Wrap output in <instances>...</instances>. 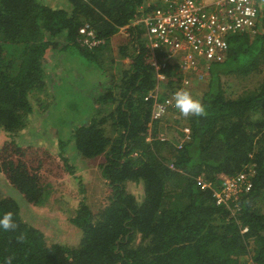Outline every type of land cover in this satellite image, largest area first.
<instances>
[{"label": "trees", "instance_id": "trees-1", "mask_svg": "<svg viewBox=\"0 0 264 264\" xmlns=\"http://www.w3.org/2000/svg\"><path fill=\"white\" fill-rule=\"evenodd\" d=\"M143 1L0 0V130L11 139L26 132L45 104L38 95L49 91L43 110L65 118L50 122L56 154L15 139L0 150V214L11 212L17 224L0 231V264H264V5L256 35L231 36L225 61L211 66L198 98L204 113L175 109L152 121L154 103L145 98L155 85L154 54L144 33L114 42ZM86 23L102 41L97 48L80 42ZM74 57L96 72V83H77ZM117 58L126 59L122 68ZM167 75L171 90L176 73ZM231 80L242 89L230 92ZM183 127L191 140L178 148ZM100 158L105 197L94 210L77 206L69 221L80 233L76 245L50 242L23 219L20 201L43 208L66 179L84 194L76 163ZM250 170L252 190L234 210L217 207L197 182L214 186Z\"/></svg>", "mask_w": 264, "mask_h": 264}, {"label": "built area", "instance_id": "built-area-1", "mask_svg": "<svg viewBox=\"0 0 264 264\" xmlns=\"http://www.w3.org/2000/svg\"><path fill=\"white\" fill-rule=\"evenodd\" d=\"M264 0H144L139 15L119 30V36L129 37L133 31H143L147 46L153 52L150 67L155 85L146 101H153L152 121H161L175 110L173 94L184 89L194 98L195 89L203 91L213 64L225 61L228 39L245 33L254 37ZM151 6H155L150 9ZM80 42L89 49L102 41L93 27L86 23L80 30ZM167 69L176 73L174 88L169 90ZM197 89V90H198ZM199 98V96H198ZM182 148L191 140V131L181 129ZM171 141V140H170ZM253 171L219 178L212 185L199 178L201 190H210L217 207L238 209L240 198L252 190ZM243 233L246 231H242ZM248 264H254L251 260Z\"/></svg>", "mask_w": 264, "mask_h": 264}, {"label": "rangeland", "instance_id": "rangeland-1", "mask_svg": "<svg viewBox=\"0 0 264 264\" xmlns=\"http://www.w3.org/2000/svg\"><path fill=\"white\" fill-rule=\"evenodd\" d=\"M46 4L52 5H60L62 4L61 0H41ZM121 38V36H120ZM121 42L122 40H118ZM70 65H74V68L77 69L78 73L83 75V79L79 78V82L84 84L93 85L97 81L96 72L89 67L87 63H84L83 60L79 57L70 58ZM124 65V62L121 63ZM115 75H119L116 73ZM261 75L254 76V81H259ZM83 80V82H82ZM232 91H238L241 88L242 83L231 80ZM75 82L73 84V89L75 88ZM245 86V85H244ZM72 89V90H73ZM58 96H54L56 102L59 101L60 93H57ZM40 96L42 100H47V98L51 99V92L49 91L47 94L38 95V102L40 100ZM46 98V99H45ZM72 99V98H70ZM46 102V101H45ZM45 104H41L38 108H36V112L34 114L33 121L30 123L26 132H22L17 136V138H9L7 134L0 130V150L7 141L17 140L18 143L27 146H33L36 148H44L48 152L52 154H56L53 138L51 136L50 128L52 125L50 122L56 121L59 126H61L65 118L55 114L52 110L46 114L47 110H43ZM80 109V108H79ZM46 120H45V119ZM63 130V135L66 134V129ZM29 132L31 133L29 135ZM26 133V134H24ZM102 159H96L93 161H77L76 168H78V173L80 175V186H83L85 191L84 194L80 193L81 188L73 183L70 179L64 180V184L58 188V191L54 194L52 200L48 204H46L43 208H32L22 201L21 206V215L23 219L39 229L45 237L50 242H60L66 245H76L79 242L80 233L77 229L73 228L70 225V218L73 216L74 211L77 206L81 202H85L88 206H90L93 210L97 207V204L102 201L105 197L104 187H106L104 181L101 178L99 164ZM77 174V173H76ZM78 175V174H77ZM129 191L137 194L138 188L133 185L130 186Z\"/></svg>", "mask_w": 264, "mask_h": 264}, {"label": "clouds", "instance_id": "clouds-1", "mask_svg": "<svg viewBox=\"0 0 264 264\" xmlns=\"http://www.w3.org/2000/svg\"><path fill=\"white\" fill-rule=\"evenodd\" d=\"M175 109L183 116H200L204 113L202 102L192 96L184 89L177 90L173 96ZM17 228V224L11 212L0 214V231H12ZM11 264V260L8 261Z\"/></svg>", "mask_w": 264, "mask_h": 264}, {"label": "crops", "instance_id": "crops-1", "mask_svg": "<svg viewBox=\"0 0 264 264\" xmlns=\"http://www.w3.org/2000/svg\"><path fill=\"white\" fill-rule=\"evenodd\" d=\"M64 1L65 0H61V2H63L64 3ZM45 2V1H44ZM46 3V2H45ZM46 5H51V6H54V5H52V4H46ZM122 40L121 42H119L120 43V45H125V44H128V42L130 41V38L128 37H123V36H121V38H120V36H119V34H117L115 37H114V42H115V40L116 41H118V40ZM125 61H126V59H122V61H119V58H117L116 59V66L118 67V68H122L123 66L121 65V63H125ZM56 64V63H55ZM48 69V68H47ZM49 74H47V83H49L48 84V90H51V83H50V81H49V79L48 78H50L51 76H57L58 75V66L56 65L55 67H51V68H49L48 69V71H47ZM57 74H56V73ZM49 75V76H48ZM53 78V77H52ZM57 78V77H56ZM68 84V87H71L72 85L70 84V83H67ZM62 86V84H60L59 86H58V88H60ZM52 87H54V85L52 84ZM199 87V86H198ZM198 87L195 89L196 91L194 92V96L196 97V99H198V96L199 95H197L198 93H199V91H201L200 90V88L198 89ZM198 89V90H197ZM53 94H56V92H55V89L53 88ZM56 96V95H55ZM199 100V99H198ZM46 102H49L50 101V99H47V100H45ZM46 102H45V105H46ZM50 134H51V131L49 132ZM25 134V133H24ZM53 138H54V136H52ZM53 144H54V148H55V152H56V144L54 143V140H53Z\"/></svg>", "mask_w": 264, "mask_h": 264}]
</instances>
